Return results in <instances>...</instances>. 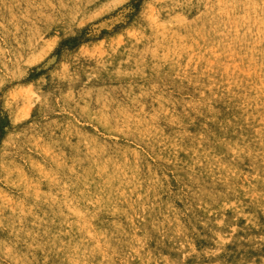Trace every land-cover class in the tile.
Here are the masks:
<instances>
[{
    "label": "rangeland",
    "instance_id": "rangeland-1",
    "mask_svg": "<svg viewBox=\"0 0 264 264\" xmlns=\"http://www.w3.org/2000/svg\"><path fill=\"white\" fill-rule=\"evenodd\" d=\"M0 264H264V0H0Z\"/></svg>",
    "mask_w": 264,
    "mask_h": 264
}]
</instances>
